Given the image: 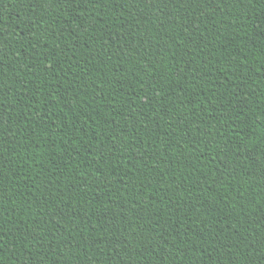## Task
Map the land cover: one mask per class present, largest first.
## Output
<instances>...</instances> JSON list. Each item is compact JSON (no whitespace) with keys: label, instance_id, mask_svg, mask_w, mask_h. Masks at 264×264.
I'll use <instances>...</instances> for the list:
<instances>
[{"label":"trees","instance_id":"trees-1","mask_svg":"<svg viewBox=\"0 0 264 264\" xmlns=\"http://www.w3.org/2000/svg\"><path fill=\"white\" fill-rule=\"evenodd\" d=\"M0 264H264V0H0Z\"/></svg>","mask_w":264,"mask_h":264}]
</instances>
